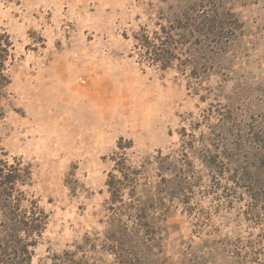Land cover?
Wrapping results in <instances>:
<instances>
[{"label":"rangeland","instance_id":"1","mask_svg":"<svg viewBox=\"0 0 264 264\" xmlns=\"http://www.w3.org/2000/svg\"><path fill=\"white\" fill-rule=\"evenodd\" d=\"M0 33V158L47 216L0 264H264V0H0ZM120 139L139 221L106 187Z\"/></svg>","mask_w":264,"mask_h":264},{"label":"trees","instance_id":"2","mask_svg":"<svg viewBox=\"0 0 264 264\" xmlns=\"http://www.w3.org/2000/svg\"><path fill=\"white\" fill-rule=\"evenodd\" d=\"M141 46L151 51V59L163 63L167 59V53L164 48L155 47L146 40H141ZM160 44L163 45L162 42ZM171 43H166L165 49L169 48ZM11 42L9 36L5 33H0V89L8 83V79L4 75L5 63L11 56ZM150 53V52H149ZM116 152L112 157L113 166L112 172L108 173L106 179V187L110 193V201L113 203L122 202L123 197L127 194L128 198L132 201L129 202L127 209L118 210L119 216H130L134 220L145 219L143 213H146V208L136 197V191L141 186L142 181L146 180V165L148 163L141 162L138 165L129 163L126 155V150L131 145H122L121 139L118 140ZM150 163V162H149ZM159 168L167 170L168 172L178 171L176 162L165 159L159 162ZM116 172V174L114 173ZM30 172L27 165H23L20 160L13 158L12 162L0 158V210L4 215L0 219V234L4 237L11 238L10 240L15 244L22 238L34 239L39 237L43 232L47 216L38 207L37 203L33 200H28L23 191L20 190L21 186L29 184ZM128 191V193H125ZM25 206L22 207V203ZM132 204V206H131ZM123 208V207H122ZM34 243L28 246H33ZM27 246V245H25ZM26 248V247H25ZM122 250V249H120ZM25 253V252H24ZM111 254L114 255L116 264H132L131 260L117 250L112 249ZM133 264H141L139 261H134Z\"/></svg>","mask_w":264,"mask_h":264}]
</instances>
